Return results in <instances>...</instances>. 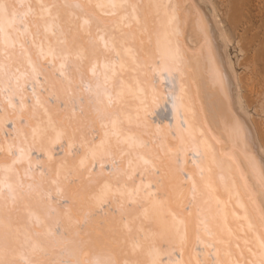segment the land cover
<instances>
[{"label":"snow or ice","instance_id":"obj_1","mask_svg":"<svg viewBox=\"0 0 264 264\" xmlns=\"http://www.w3.org/2000/svg\"><path fill=\"white\" fill-rule=\"evenodd\" d=\"M190 23L182 0H0V264H264Z\"/></svg>","mask_w":264,"mask_h":264},{"label":"bare ground","instance_id":"obj_2","mask_svg":"<svg viewBox=\"0 0 264 264\" xmlns=\"http://www.w3.org/2000/svg\"><path fill=\"white\" fill-rule=\"evenodd\" d=\"M182 2L194 7L206 30L202 33L198 27L190 23L183 29L180 38L185 51L189 56L196 57L199 64L201 100L196 107L200 121L216 145L218 156L222 155L231 162L233 175L244 193V202L248 206L249 214L256 218L264 211V197L261 196V191L264 190L262 180L264 158L261 156L263 154L261 146L249 125H246L245 121L248 119L244 120V117L245 119L247 117H243L238 111L240 97L234 91L238 78L225 51L226 40L230 38L220 18L217 17L216 7L211 0ZM201 108L203 114H200ZM170 118V109L161 104L156 111L155 119L167 123ZM237 123L239 130L236 127ZM250 157L255 160V172L250 166Z\"/></svg>","mask_w":264,"mask_h":264},{"label":"rangeland","instance_id":"obj_3","mask_svg":"<svg viewBox=\"0 0 264 264\" xmlns=\"http://www.w3.org/2000/svg\"><path fill=\"white\" fill-rule=\"evenodd\" d=\"M211 1L230 38L225 51L238 78V111L247 117L264 158V0Z\"/></svg>","mask_w":264,"mask_h":264}]
</instances>
